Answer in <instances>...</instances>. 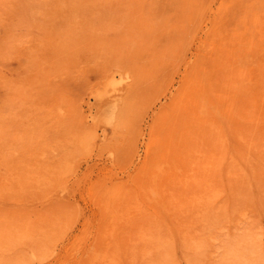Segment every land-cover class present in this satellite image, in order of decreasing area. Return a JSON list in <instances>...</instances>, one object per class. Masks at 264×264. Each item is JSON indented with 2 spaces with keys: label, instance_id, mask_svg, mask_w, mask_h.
<instances>
[{
  "label": "rangeland",
  "instance_id": "1",
  "mask_svg": "<svg viewBox=\"0 0 264 264\" xmlns=\"http://www.w3.org/2000/svg\"><path fill=\"white\" fill-rule=\"evenodd\" d=\"M0 264H264V0H0Z\"/></svg>",
  "mask_w": 264,
  "mask_h": 264
},
{
  "label": "bare ground",
  "instance_id": "2",
  "mask_svg": "<svg viewBox=\"0 0 264 264\" xmlns=\"http://www.w3.org/2000/svg\"><path fill=\"white\" fill-rule=\"evenodd\" d=\"M115 74H116V73L114 72V76H115ZM112 75H113V74H112ZM119 76H120V75H119ZM111 78H112V76H111ZM112 79H113V78H112ZM119 79H121V77H120ZM119 79H118V80H119ZM109 80H111V79L109 78ZM118 80H115V82H119ZM112 81H114V80H112ZM123 81H124V80H123ZM115 82H114V83H115ZM121 82H122V80H121ZM110 84H111V83H110ZM119 84H120V82H119ZM97 93H98V92H97ZM104 95H105V94H104ZM98 98H100V97H98ZM100 99H101V98H100ZM114 101H116V100H114ZM106 106L108 107L109 105L107 104Z\"/></svg>",
  "mask_w": 264,
  "mask_h": 264
}]
</instances>
